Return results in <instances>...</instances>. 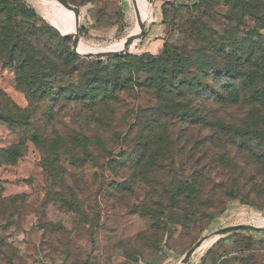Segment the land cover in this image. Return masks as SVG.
<instances>
[{"label":"rangeland","instance_id":"rangeland-1","mask_svg":"<svg viewBox=\"0 0 264 264\" xmlns=\"http://www.w3.org/2000/svg\"><path fill=\"white\" fill-rule=\"evenodd\" d=\"M142 1L146 8L144 36L126 52L139 55L141 61L123 72V78H132L135 86L130 85V90L134 91L109 104L107 120L112 130H99L101 111L97 108L74 102L70 107L63 99L54 103L40 94L29 97L17 85L18 62L0 58V91L34 113L30 129L12 128L0 120V264H183L187 252L200 240L203 244L187 264H264V186L258 194L239 192L237 198L224 192L230 186L231 164L245 172L256 169L246 147L260 144L264 150V140L225 134L211 139L206 137L212 134L208 130L197 134L195 123L180 119L146 87L154 73L153 63L142 56L149 42L158 39H164L160 52L167 46L168 56L174 51L195 52L201 43L197 22L203 18L227 32L231 6L227 0H209L197 11L192 8L195 0ZM73 2L80 9V44L87 50H112L140 27L133 0ZM26 5L39 17L19 16L23 32L34 35L32 26L38 30L49 25L67 36L72 48L71 33L66 29L69 10L55 0H27ZM14 6L13 2L11 8ZM233 23L241 34L258 28L255 40L264 44V28L257 26L255 18L247 16ZM1 27L0 23V34ZM171 63H166L167 71L173 68ZM82 73L79 70L73 78L55 77V90L68 87L70 79L78 81ZM87 115L88 119L83 118ZM78 131L91 142L72 150L80 159L76 164L67 155L70 150L54 144L59 158L54 161L55 179L51 178L43 167L46 156L29 138L37 134L69 139ZM14 144L25 152L12 165L6 158ZM107 151L113 153L112 158ZM258 166L257 170L263 168ZM203 169L206 188L197 201L195 175ZM259 179L262 185L263 175ZM17 193L27 195L10 198ZM236 224L263 229L215 235Z\"/></svg>","mask_w":264,"mask_h":264},{"label":"trees","instance_id":"trees-1","mask_svg":"<svg viewBox=\"0 0 264 264\" xmlns=\"http://www.w3.org/2000/svg\"><path fill=\"white\" fill-rule=\"evenodd\" d=\"M26 1L0 0V16L4 18L3 21L0 19L2 24L0 58L18 62L17 85L29 97L40 94L41 98L47 97V100L54 103L63 99L69 103L68 105L74 102L77 106L82 104L90 109L97 108L101 111V116L98 117L101 122L97 119L99 130L102 128L112 130L108 127L110 123L107 120L109 104L118 103L123 93L134 91L130 90V85L135 86L132 78H123V72L131 66H136L141 61L140 56L126 53L105 59L83 58L73 52L69 46V38L54 27L45 25L36 30L37 27L32 26L36 33L34 35L25 33L20 28L18 17L26 19L39 17V13L28 7ZM69 1L74 3V0ZM195 1L192 8L200 11L209 0ZM250 1L253 2L227 0L231 6L230 24L225 25L227 32L209 25L203 18L200 19L196 24L198 26L196 33L201 43H197L195 52L184 50L180 54L174 51L171 57V53L167 55L168 47L165 46V50L158 53L163 52L159 56H154L148 51H145L148 54L142 55L151 59L153 63L151 71L154 73L146 87L153 89L161 99V104L171 109L180 119L195 123V127L198 126L195 128L197 134L201 135L205 130H208V134L212 132L206 136L211 139L225 134L235 139L248 137L249 140H264V44L261 40H255L254 36L260 34L258 28L241 34L233 27L234 21L238 23L244 17L252 16L256 19L257 26L260 29L264 28V3L259 0ZM13 2L15 6L11 8ZM17 3L22 6L19 7ZM168 62H172L171 71L165 69ZM79 70L83 73L78 81L70 79L68 87L60 91L55 90L53 84L55 77L73 78L74 73ZM0 97L3 100L0 101V120L12 128L17 126L33 128L34 113L30 108L19 107L1 91ZM71 113L74 116L72 110ZM78 113L81 115L80 111ZM83 118L88 119V115ZM239 118L243 120L242 124H232ZM106 132L104 130L103 134ZM29 139L46 156L43 167L53 179L56 172L54 161L59 158L54 153V144L70 150L67 155L76 164V160L80 159L72 150L80 146L85 148L91 142L79 131L71 133L69 139L63 136L53 139L40 138L37 134H33ZM246 148L255 159L256 169L245 172V169L231 164L230 186L224 189L230 198H237L240 196L239 192L258 194L264 186L259 179L260 175H263L264 179V150L260 144L255 148L248 144ZM10 151L6 163L12 165L16 164L25 152L17 144L12 145ZM86 155L89 159L92 158V154ZM107 155L113 157L110 151H107ZM258 165L263 168L257 170ZM205 175L204 169L198 170L195 175L197 201L206 188L202 183ZM17 195L26 197L27 194L17 193L10 198H16ZM223 210L224 207L220 212Z\"/></svg>","mask_w":264,"mask_h":264},{"label":"water","instance_id":"water-1","mask_svg":"<svg viewBox=\"0 0 264 264\" xmlns=\"http://www.w3.org/2000/svg\"><path fill=\"white\" fill-rule=\"evenodd\" d=\"M57 1L61 6H63L65 9L72 11L74 16H75V25H76V31H75V36L73 37L71 35V38L73 40V52L76 54H80L78 51L79 44H80V33H79V27H80V9L78 6H75L71 4L68 0H55ZM135 2V0H133ZM135 9L138 15V19L140 21V27L141 31L139 33H134L128 37L125 38L124 45L121 49L119 50H106V51H86L82 55H84L87 58H96V59H101L104 57H111L113 55H119L121 53H126L129 50V47L133 44L138 39H141L144 36V27H145V21L142 17V13L140 8L137 6L135 3ZM240 229H254V230H261L263 227L261 226H256L253 224H236V225H231L228 227L221 228L215 232V235L218 236H223L226 234H229L234 231H238ZM204 240H200L196 245H194L186 254L184 258V263L187 264L193 254L196 252V250L202 245Z\"/></svg>","mask_w":264,"mask_h":264},{"label":"bare ground","instance_id":"bare-ground-1","mask_svg":"<svg viewBox=\"0 0 264 264\" xmlns=\"http://www.w3.org/2000/svg\"><path fill=\"white\" fill-rule=\"evenodd\" d=\"M137 4V6L140 8L141 12L142 13V17L144 18L145 17V14H144V11H145V6L143 4V1L142 0H135L134 4ZM73 12L72 11H69L66 15V19H67V24H66V29L71 33V35L74 37L75 36V31H76V25H75V16H74V19H73ZM141 31V27H138L136 29V32L135 33H139ZM124 42H125V39L123 41H121L120 43L116 44L114 46V48H112V50H119L123 47L124 45ZM78 51L79 52H86V51H91V50H87L86 47H84L83 45L79 44V48H78ZM99 51H106V50H99ZM203 244V243H202Z\"/></svg>","mask_w":264,"mask_h":264},{"label":"crops","instance_id":"crops-1","mask_svg":"<svg viewBox=\"0 0 264 264\" xmlns=\"http://www.w3.org/2000/svg\"><path fill=\"white\" fill-rule=\"evenodd\" d=\"M164 43V39H158L156 41H150L149 45L147 46L148 48L146 49V51L151 52L153 54L159 53L160 52V48L162 47Z\"/></svg>","mask_w":264,"mask_h":264}]
</instances>
